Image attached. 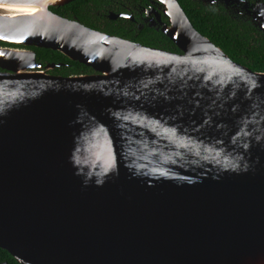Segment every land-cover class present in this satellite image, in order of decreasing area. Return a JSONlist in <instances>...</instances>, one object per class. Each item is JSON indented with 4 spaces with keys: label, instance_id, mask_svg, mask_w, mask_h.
I'll return each mask as SVG.
<instances>
[{
    "label": "water",
    "instance_id": "1",
    "mask_svg": "<svg viewBox=\"0 0 264 264\" xmlns=\"http://www.w3.org/2000/svg\"><path fill=\"white\" fill-rule=\"evenodd\" d=\"M72 1L0 0V41L94 70L52 75L0 47V248L21 264H264V72L178 0L159 1L181 53L52 10Z\"/></svg>",
    "mask_w": 264,
    "mask_h": 264
},
{
    "label": "trees",
    "instance_id": "2",
    "mask_svg": "<svg viewBox=\"0 0 264 264\" xmlns=\"http://www.w3.org/2000/svg\"><path fill=\"white\" fill-rule=\"evenodd\" d=\"M88 1H92L93 4H101L99 0H74L62 8H52V10L66 18L77 19L88 27L104 31L112 35L131 39L147 46L161 48L163 50L175 53H181V50H179V48L170 38H168L163 33L154 32L151 29L149 31L157 34L158 43L148 42V31H143L142 34H139L137 37H135V35L131 34L127 28L122 25H114L113 22L109 23L106 28H102L101 25L97 26L93 23L91 15L85 14L87 13L85 12V8L88 5ZM178 1L184 10L188 9L186 5L188 4L189 9L194 12V14H191L190 12L187 13L193 26L200 33L208 37L213 43L224 50L232 60L249 67L253 71L264 72V53L261 54L260 51L255 50L253 47L251 48L250 52L245 50V39H247L249 35L242 37V32L239 31L240 29L235 23H227L226 16L217 12L213 14L207 8L196 11L197 7L190 5V0ZM231 23L233 25H231ZM159 43H163V45L161 46ZM31 49L36 52V58L38 62H42L43 64L50 62L64 63L63 65L56 66L54 74L72 76L94 73V70L91 67L68 58L60 51L50 48L38 47H31ZM0 260L6 261L8 264H21L7 250L2 248H0Z\"/></svg>",
    "mask_w": 264,
    "mask_h": 264
},
{
    "label": "flooded vegetation",
    "instance_id": "3",
    "mask_svg": "<svg viewBox=\"0 0 264 264\" xmlns=\"http://www.w3.org/2000/svg\"><path fill=\"white\" fill-rule=\"evenodd\" d=\"M99 1L101 4H93L92 1H88V5L85 8V12L87 13H84L87 15L90 14L93 23L97 26L101 25L102 28H106L109 23L113 22L114 25H122L127 28L131 34L135 35V37L142 34L143 31H148V42L158 43L157 34H154L149 30L151 29L154 32L163 33V28L171 24L169 17L163 10L164 6L159 0ZM190 2V5L197 7L196 11L207 8L213 14L215 12L219 14L222 13L227 17V23L233 22L239 27V31L242 32V37L249 35V37L245 39V50L247 52H250L253 47L255 50L260 51L261 54L264 53V0H190ZM67 4L69 3L55 8H62ZM186 5L188 8L185 10L186 14L188 12L194 14V12L189 9L188 4ZM231 25L233 24L231 23ZM159 44L161 46L163 45V43ZM0 47L31 49V46L24 47L22 45L9 44L2 41H0ZM48 64L60 66L64 63L50 62L43 64V70H45L46 73L57 75L54 74L56 67L47 69L46 65ZM2 262L6 261L0 260V263Z\"/></svg>",
    "mask_w": 264,
    "mask_h": 264
}]
</instances>
